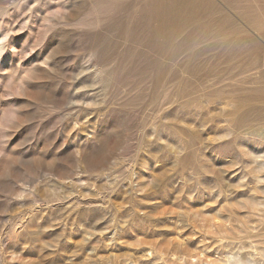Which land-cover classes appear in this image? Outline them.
I'll list each match as a JSON object with an SVG mask.
<instances>
[{
  "label": "rangeland",
  "instance_id": "rangeland-1",
  "mask_svg": "<svg viewBox=\"0 0 264 264\" xmlns=\"http://www.w3.org/2000/svg\"><path fill=\"white\" fill-rule=\"evenodd\" d=\"M0 264H264V0H0Z\"/></svg>",
  "mask_w": 264,
  "mask_h": 264
}]
</instances>
